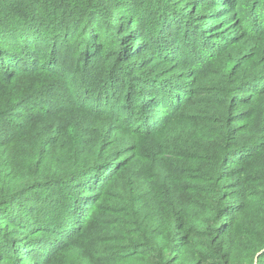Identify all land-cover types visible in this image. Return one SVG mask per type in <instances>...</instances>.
<instances>
[{
    "label": "trees",
    "instance_id": "trees-1",
    "mask_svg": "<svg viewBox=\"0 0 264 264\" xmlns=\"http://www.w3.org/2000/svg\"><path fill=\"white\" fill-rule=\"evenodd\" d=\"M0 264H264V0H0Z\"/></svg>",
    "mask_w": 264,
    "mask_h": 264
},
{
    "label": "rangeland",
    "instance_id": "rangeland-1",
    "mask_svg": "<svg viewBox=\"0 0 264 264\" xmlns=\"http://www.w3.org/2000/svg\"><path fill=\"white\" fill-rule=\"evenodd\" d=\"M15 142V141H14ZM14 142H11V143H8L7 145H11V144H13ZM10 148V147H9Z\"/></svg>",
    "mask_w": 264,
    "mask_h": 264
}]
</instances>
